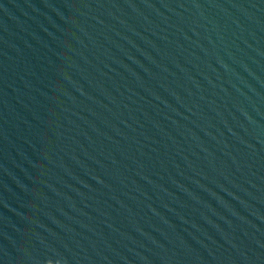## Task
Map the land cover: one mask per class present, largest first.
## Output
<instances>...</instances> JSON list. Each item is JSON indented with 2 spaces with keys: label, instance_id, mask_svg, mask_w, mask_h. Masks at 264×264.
Returning <instances> with one entry per match:
<instances>
[{
  "label": "water",
  "instance_id": "95a60500",
  "mask_svg": "<svg viewBox=\"0 0 264 264\" xmlns=\"http://www.w3.org/2000/svg\"><path fill=\"white\" fill-rule=\"evenodd\" d=\"M5 264H264V0H0Z\"/></svg>",
  "mask_w": 264,
  "mask_h": 264
}]
</instances>
